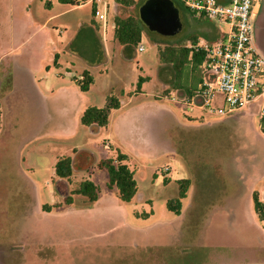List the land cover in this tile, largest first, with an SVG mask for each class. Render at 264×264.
<instances>
[{"label":"rangeland","instance_id":"374dc122","mask_svg":"<svg viewBox=\"0 0 264 264\" xmlns=\"http://www.w3.org/2000/svg\"><path fill=\"white\" fill-rule=\"evenodd\" d=\"M130 1L104 0L103 21L87 1L0 0V264H264V218L254 199L264 207V99L224 115L189 107L172 87L167 54L193 36L215 43L229 25L171 0L181 31L162 36L140 21V43L124 47L115 17L139 19L146 0ZM260 4L254 37L264 55ZM85 71L94 79L89 91L80 87ZM193 76L190 85L200 74ZM92 107L109 108L99 131L81 122ZM147 113L150 125L140 127ZM81 150L97 161L60 182L57 162ZM108 153L115 162L127 157L138 189L131 202L100 166ZM82 180L97 186L96 201L71 194ZM181 180L191 181L183 199ZM170 200L180 202L179 214ZM220 206L226 217L214 214Z\"/></svg>","mask_w":264,"mask_h":264},{"label":"built area","instance_id":"2783aa9c","mask_svg":"<svg viewBox=\"0 0 264 264\" xmlns=\"http://www.w3.org/2000/svg\"><path fill=\"white\" fill-rule=\"evenodd\" d=\"M75 1L91 3L95 6V17L107 20L108 6L104 0ZM179 1L197 18L230 27L229 33L215 43L196 38L185 47L190 50V59L195 53L204 55L200 65L201 83L192 95L184 97L185 105L224 115L264 99V56L254 37V21L262 0ZM139 50L144 51V47L140 46ZM262 111L264 116V109ZM105 148L108 149V145ZM169 172L166 168L161 174Z\"/></svg>","mask_w":264,"mask_h":264},{"label":"trees","instance_id":"16d2710c","mask_svg":"<svg viewBox=\"0 0 264 264\" xmlns=\"http://www.w3.org/2000/svg\"><path fill=\"white\" fill-rule=\"evenodd\" d=\"M61 3L70 4L72 6H80L81 4L77 3L75 0H59ZM120 3L128 4L130 0H119ZM174 8H177L174 5ZM95 12V6H93V14ZM196 17L194 14H192ZM140 19L136 17L129 16L127 18L115 17V38L120 42L122 46H138L142 37V27L140 23ZM142 22V21H141ZM145 25V24H144ZM81 32V31H80ZM196 39V36H193ZM194 39V40H195ZM169 57L174 60V69L175 78L173 88H178L182 90V94L184 96L192 95L195 90H197L198 85L201 83V73H200V65L204 60V55L202 53H195L193 57L190 59V50L187 48H172L167 51ZM165 53L161 54L162 59H166ZM189 67V72L185 73L184 67ZM191 71V72H190ZM195 72H199L200 77H197L191 85L188 84L189 78ZM185 73V74H184ZM80 82V87L83 91H89L91 85L94 83V79L92 75L85 71L83 74V78ZM143 79L139 80V84L137 89H141V85L143 83ZM171 82V83H173ZM110 107H117V104L110 103ZM264 121V119H263ZM81 122L83 125L91 127L93 131H97L99 128L106 127L109 123V108H96L92 107L85 111ZM0 125H1V112H0ZM95 155L91 151L81 150L76 152V156L65 157L60 159L55 167V173L60 182L70 181L73 176L77 165L82 166L86 164L82 170H87L91 165L95 163ZM127 160L126 155L118 154L116 162L113 160H106L101 163V167L107 169L110 177V187H117L119 191V197L123 202H131L137 195L138 189L137 184L134 179V172L130 170V168L125 164ZM191 186L190 180H181L179 181V198L183 199L186 197L187 191ZM97 186L91 181H84L79 185V188L72 191L73 194H81L86 196L90 201H96L98 199ZM68 196L66 198L67 204H72L73 198ZM255 208L257 213L264 218V207L259 202L258 198L255 196ZM168 208L176 213H180V202L175 200H170L168 202Z\"/></svg>","mask_w":264,"mask_h":264},{"label":"water","instance_id":"95a60500","mask_svg":"<svg viewBox=\"0 0 264 264\" xmlns=\"http://www.w3.org/2000/svg\"><path fill=\"white\" fill-rule=\"evenodd\" d=\"M178 14L171 0H146L141 5L139 19L151 31L175 36L182 29Z\"/></svg>","mask_w":264,"mask_h":264},{"label":"crops","instance_id":"0c3cea01","mask_svg":"<svg viewBox=\"0 0 264 264\" xmlns=\"http://www.w3.org/2000/svg\"><path fill=\"white\" fill-rule=\"evenodd\" d=\"M263 1V0H262ZM261 3V2H260ZM262 9V6H261V4H259V6H258V13L260 12V10ZM257 13V14H258ZM114 33H115V29H114ZM256 46H257V44H256ZM258 48V47H257ZM259 50V49H258ZM264 51V50H263ZM259 52H260V50H259ZM261 53V52H260ZM263 53V52H262ZM261 53V54H262ZM263 55V54H262ZM264 56V55H263ZM146 84H144L143 86H142V92L144 93L146 90ZM185 97V96H184ZM252 104H254V103H252ZM201 110V109H200ZM142 116H144L142 119H140V120H138V122H139V124H140V127L141 126H144V125H146V121H147V123H148V121L150 122V117H151V115L150 114H145V115H142ZM141 116V117H142ZM138 124V123H137ZM134 125H135V121H134ZM148 125H150L149 123H148ZM97 131H99V129L97 130ZM108 147H109V145H108ZM111 147H109V149H110ZM107 150V149H106ZM109 155H106L105 156V158H103V160H108V159H111V158H113V159H115V155H112L111 153H108ZM97 161V160H96ZM82 171H84V170H82ZM75 173L76 172H74V174H73V176L71 177V179H73L74 177H76V175H75ZM70 179V181H67L68 183L69 182H73L72 180ZM83 179H85V177H83ZM84 180H82V182H83ZM81 182V183H82ZM80 183V184H81ZM79 188V187H78ZM75 190V189H74ZM187 195V194H186ZM216 208V207H215ZM230 209V208H229ZM217 212L216 213H214V214H217V216L218 215H221V216H224V217H226L227 216V213H226V211H224L223 210V207L222 206H220L217 210H216ZM213 214V215H214ZM211 223H212V220H210V222H209V225H211Z\"/></svg>","mask_w":264,"mask_h":264},{"label":"flooded vegetation","instance_id":"af4514ba","mask_svg":"<svg viewBox=\"0 0 264 264\" xmlns=\"http://www.w3.org/2000/svg\"><path fill=\"white\" fill-rule=\"evenodd\" d=\"M158 33V32H157ZM160 34V33H159ZM161 35V34H160ZM163 36V35H162Z\"/></svg>","mask_w":264,"mask_h":264}]
</instances>
